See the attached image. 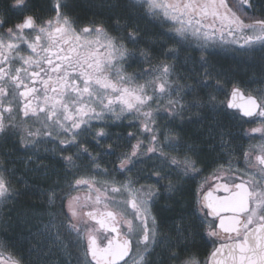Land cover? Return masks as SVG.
I'll use <instances>...</instances> for the list:
<instances>
[{"label": "snow or ice", "instance_id": "obj_1", "mask_svg": "<svg viewBox=\"0 0 264 264\" xmlns=\"http://www.w3.org/2000/svg\"><path fill=\"white\" fill-rule=\"evenodd\" d=\"M11 7L34 11L36 5L29 4L27 0H13ZM68 7L62 0H55L53 18L43 20L26 15L22 22L12 27L7 26L4 15L0 13V139L18 135L20 147L35 155L39 144L45 142L38 139L41 135L52 136L53 131L57 136L63 133L59 139L63 146L61 152L75 149L77 159L87 154L91 165L99 170L97 175L107 176V169H100L97 156L77 140L91 135L97 145L102 139L107 142V123H91L94 120H120L125 113H128V120H139V124L131 126L139 128L140 133L137 136L132 132L127 134L128 138L136 139V143L131 145L130 151L117 157L113 175L110 181H105L104 192L114 195L104 198V211H85L86 203L71 194L78 191L80 185H88L90 189L93 185L91 178L74 173L67 189L52 187L40 190L41 197H46L49 205L45 214L50 217L40 234H46L50 243L67 255L70 253L67 252L65 237L74 242L75 248H82L85 258L91 256L90 261L77 256L76 264H156L152 259L156 248L166 243L158 240L157 219L151 211L160 198L156 185L167 181L165 191L171 194L178 190L184 178H195L201 173L199 165L203 162V153L180 135L185 113L206 106H210L213 113L220 111L212 91L207 93L206 104L197 97L195 103L185 105V88L190 94H195L197 89L178 83L175 62L180 57V50L176 45L190 43L191 38H196L202 69V73L197 74V84L205 90L222 92L226 77L212 71L204 55L209 42L218 40L222 44L238 45L245 54L257 49L264 51V18L247 15L248 10L264 9V3L255 4L253 0H231V3L229 0H129L124 7L146 8L150 15L164 21L165 35L173 42L172 46H164L160 52L164 59L155 65L148 51L140 49L137 53L129 50L122 38L109 35L102 24L75 27L67 13L61 10ZM242 17H247L248 22ZM114 21L118 30L127 31L129 42L138 45V29L121 26L119 17H114ZM26 29L30 31L26 33ZM25 52L27 54H23ZM137 56L142 58V64L152 65L150 69H144L143 83L126 76L122 70L123 64L137 59ZM189 59L186 57L185 63ZM133 84L135 87L128 86ZM228 95L230 100L223 110L228 119L236 116L235 113H227V109H239L244 117H264V94L259 100L251 95L245 97L240 87L233 83ZM14 106L40 127H26L27 121L14 123ZM195 114L198 116L199 112ZM158 119L170 121L163 133L168 152L183 151L182 157L165 152L164 144L160 142ZM177 128L180 131H176ZM145 133L148 134L145 137L147 146H143V140L139 139V135ZM221 143H224L223 135ZM107 147L111 149L112 145ZM104 155L114 153L106 151ZM243 158L247 168L255 171H240L229 160L228 169L230 173L235 172V177L231 183L216 185L226 195L214 197L208 192L197 202L198 207L191 216L199 221V225L192 223L188 228L177 225V241L168 248L167 259L160 264H264V147L254 161L249 152H244ZM63 160L70 169L79 167L71 155L63 156ZM149 163L152 167L143 178L151 183L139 184L141 177L133 179L131 174ZM6 171L0 168V204L15 200L19 195L6 178ZM115 174L123 175L124 180L117 181ZM173 174L177 178L175 183L172 182ZM96 191L99 193L100 189ZM95 203H101V195L96 196ZM210 216L218 218V231L215 221L208 220ZM89 221L95 223L89 224ZM121 225L125 226L124 232H121ZM205 225L207 236L216 237L219 241L218 247L214 246L203 262L194 255L182 258L176 248L188 241L193 228ZM101 230L113 234L104 236L106 242L103 243L97 236ZM216 243L213 241L214 245ZM0 264H25V261L22 256L5 259L3 251H0ZM65 264H70V261Z\"/></svg>", "mask_w": 264, "mask_h": 264}, {"label": "flooded vegetation", "instance_id": "obj_2", "mask_svg": "<svg viewBox=\"0 0 264 264\" xmlns=\"http://www.w3.org/2000/svg\"><path fill=\"white\" fill-rule=\"evenodd\" d=\"M29 4L36 5L34 11H20L16 8H12L13 0H0V13L4 15L7 21V26L12 27L15 24L22 22L24 16L33 15L41 17L43 20L51 19L55 16L54 3L55 0H27ZM62 2L67 3L69 7L67 9L62 8V12H66L69 18L73 21L75 27H84L90 24H102L109 35L113 37L122 38L124 45L131 51H136L139 53L140 49H144L149 52L152 64H159L163 59L160 52L162 48L149 46L147 44V35L144 33L143 27L146 26L139 23L137 20L120 19L121 26H133L136 29L139 28L138 45L134 46L127 39V31H120L117 29V25L114 21V17L118 16V10L113 11V14L109 12H102L99 10L90 9L82 5L81 0H62ZM105 10V9H104ZM115 10V9H114ZM116 13V14H115ZM30 30H25L29 32ZM22 48L26 46L21 45ZM103 51V49H101ZM27 54V52L23 53ZM141 59L137 56V59L130 60L122 65V70L125 72L126 76L133 77L137 82L143 83L141 78L143 71L146 68H151L152 65L142 64ZM172 62V61H171ZM129 87H135V85H128ZM245 96L251 95L248 89H241ZM229 98V97H228ZM257 98V97H256ZM259 100V98H257ZM228 101V99H227ZM227 103V102H226ZM22 107V101L20 102ZM113 107H119V105H113ZM227 111V110H226ZM13 112L15 113L14 123L20 121H27L26 127L36 129L40 127L34 119L29 117H24L23 111L14 106ZM235 113L236 120V132H235V145L230 146L226 142V137L223 136L224 143L220 140L215 143L213 149L212 140L210 137H205L202 142H196L195 137L189 135L190 126H195L194 114L189 113L185 117L188 119L186 122L183 121V131L180 129H175L180 131L181 137L197 146L198 151L203 153L202 160L200 163L201 173L197 174L195 178L186 177L183 182L179 184L178 190L169 194L165 191L164 185L167 181L156 185L159 190L160 198L152 206V214L157 219L159 236L158 240L165 241L166 243L159 244L156 248V254L153 255L152 259L156 264H160V261L166 260L168 256V248L174 246L177 241V233L175 231L177 225L183 228H188L190 224L195 223L199 225L198 220H193L191 213L195 212L198 207V201L202 200L208 192H211L214 197H223L226 193L223 189H218L216 185L223 184L225 182L231 183L232 178L235 177V172H231L228 169V161L231 160L232 164L235 165L240 171L248 170L249 172L255 171V169H248L243 158L244 152H249L250 158L254 161L255 157L260 154L261 147H264V117L254 116L252 118H244L239 114V112H229ZM111 114H106L109 116ZM128 113L124 114L120 120H108L105 121H92L93 124L107 123L105 132L108 133L106 138V143L102 139L101 144L97 145L96 141L91 135H85L77 140V143H83L84 147H87L92 155L97 156L100 160V169H107L108 175H97L98 169H95L87 158V154L81 156L77 159L76 150L61 152L62 145L59 143V139L63 137V133L57 136L56 131H53L52 136L41 135L38 139L40 141H45L40 143L38 146L37 154L33 155L28 153L26 149L20 147L19 136H10L7 139H0V168L6 169V178L11 182L13 188L19 195L15 200H12L6 204H0V222H4V215L7 214L8 209L12 211L17 220H21L22 223H27L31 228V231L26 232V238L28 239V255L32 254L33 258L39 264H65L66 261H70V264H76V257L80 256L81 259L91 260V256L88 255L86 258L82 255V248L77 249L73 246L74 242L70 241L65 237V243L67 244V255L63 250L53 246L46 234H40L43 224L47 223L50 217L45 214L49 209V205L46 203V197H41L40 190L57 187L67 189L68 184L73 179V174L77 176H84L86 178H91L93 180V185L91 189L88 185L78 186V191H73L71 194L79 196L83 202L86 203L87 207L85 211L96 209L99 212L104 211V198L111 197L112 193L104 192V188L107 186L105 184L106 180L111 179L113 175V169L116 167L118 161L117 157L122 153L130 151L131 145L136 143V139H130L127 137L129 132H132L134 136L140 133V129L132 127L133 124H139V120H128ZM185 118V119H186ZM157 126L160 130V142L164 144L165 152L169 155H175L182 157L183 151L168 152L167 145L163 140V133L170 121H165L162 119L157 120ZM83 127V126H82ZM252 129H261V131L253 132ZM51 130V129H48ZM193 130V129H192ZM44 131V129H41ZM195 131V130H193ZM200 132V129H198ZM148 134L139 135V139L143 140V146H147L148 139L145 137ZM111 144V149H108L107 145ZM214 144V145H215ZM142 146V147H143ZM218 147V149L216 148ZM218 150V151H217ZM106 151H112L114 155L106 156L104 153ZM213 152V153H212ZM73 156L79 167L77 169H70L66 167L63 156ZM153 155V154H149ZM31 156V159L29 157ZM146 159V158H145ZM223 165V168H220ZM131 166V165H130ZM152 164H145L142 168H138L131 175L133 179L137 176L141 177L139 184L151 183V181H146L143 177L146 176L148 171H150ZM47 170V171H45ZM167 171V169H165ZM219 170V171H218ZM222 173V175H221ZM217 176H220L217 179ZM115 179L117 181L124 180L123 175L115 174ZM175 174L172 175V182H176ZM139 184L137 187H139ZM39 186V189L37 188ZM96 189H100L98 193ZM97 195H101V203L96 204L95 199ZM90 197L91 199H85ZM122 199V197H119ZM58 207V205H57ZM22 209V212L20 211ZM55 210L54 208L52 209ZM207 211V210H205ZM22 213V214H21ZM226 215V214H224ZM131 219V217H128ZM208 220L215 221L216 230L218 231L219 220L215 217H208ZM94 221H89V224H94ZM98 227V226H97ZM121 232L125 231V226L121 225ZM208 228L207 226H200L192 229V235L186 243H182L176 248V251L182 258H187L188 256L194 255L199 261L203 262L208 259L213 247L219 244L216 237L207 236ZM113 235L111 233H106L101 231L97 232L98 239L103 243L104 236ZM185 236L188 233L185 232ZM37 241H40L39 243ZM213 241H217L214 245ZM187 248V251L184 249ZM11 249V254L14 258H19L21 252L17 249ZM0 251H2L0 249ZM20 252V253H19ZM158 254V255H157ZM34 255H40L37 259ZM24 261H29L23 258ZM33 261V260H32ZM29 264V263H25ZM31 264V263H30ZM94 264V262H92ZM123 264V262H121Z\"/></svg>", "mask_w": 264, "mask_h": 264}, {"label": "rangeland", "instance_id": "obj_3", "mask_svg": "<svg viewBox=\"0 0 264 264\" xmlns=\"http://www.w3.org/2000/svg\"><path fill=\"white\" fill-rule=\"evenodd\" d=\"M82 1V5H84L85 7H88L90 9L94 10H101L102 12H109V14H113V11L118 10V16L120 19H126L129 20V18H131L132 20H140L138 21L139 23H142L143 25L145 24L146 26L143 27L142 32L144 31V33H146L147 35V44H149V46H154V47H161L162 49L164 48V46L167 44L168 46H172L173 42L171 40L167 39V36L165 35V33H167V29L163 26L164 25V21H162L160 18L157 17H153L152 15H150L147 11V9L145 8L144 10H140L139 8L137 9H129L124 7L125 5L128 4L129 0H81ZM254 1V0H253ZM255 4H262L264 3L263 1L260 0V2H254ZM105 9V10H104ZM115 9V10H114ZM262 8L258 9L261 10ZM116 14V13H115ZM168 23H171V21H168ZM139 31V28H138ZM198 42L196 40V38H191L190 43L184 44V45H176L177 48H179L180 50V57L179 59L175 62L177 65L176 68V75L179 77V81L178 83L181 85H185V86H192L195 87L197 86V81L199 79V73H202V69L200 66V56H201V52H200V48L197 46ZM235 47V49L233 50V48L231 47ZM227 54V56H232V57H238L239 60V67L240 65L243 66L242 69H246L245 65H249L251 63L250 59H241V58H245V57H249L251 55H261V57L264 59V51H260L259 49L250 52V53H243L242 50L239 49L238 45H229V44H222L220 42H215L213 43L212 41L209 42V47L207 48L206 52L204 53L206 59L209 62V66L210 69L214 72H218L223 74L226 77L227 83H224V87H223V91L222 92H218L220 95H222L224 97L223 100L221 101H215V103L217 104L218 109H220V111L213 113L210 109V106H206L204 108H202L201 111L206 112L207 114H211L214 117H217L219 114H221L223 112V110L225 109L226 106V102L227 99L229 97L228 93L231 91V87L232 84L235 83L237 84L240 89H248L249 92L251 94H254L257 98H260V96L262 94H264V76L258 79H253L251 78L254 74L253 72L250 73L249 71H247V69L243 72L242 70H235L232 72H235L236 74L243 76L242 78L236 77L237 75L235 74H230V73H226V72H221L222 70H220L219 68L217 69L213 63H211V55H225ZM235 53V54H234ZM234 54V55H233ZM190 58L188 60L187 63H185V58ZM226 58V56H224ZM164 59V57H162ZM169 63H172L171 61H168ZM236 62H234L235 64ZM252 64V63H251ZM250 64V65H251ZM252 71V70H251ZM264 71V69H263ZM229 72V71H227ZM245 75V76H244ZM249 77L251 78V80H249ZM248 78V79H247ZM225 80V81H226ZM224 81V82H225ZM209 83H212V81H209ZM228 89H227V88ZM189 91L188 88H185V92H184V103L185 105H191L188 104L187 101L189 99ZM208 97H205V100L207 102ZM199 112L198 109H193L191 112L194 114V118L192 117L191 120L193 119V121H195V123L198 121V117L195 113ZM189 113H185V116L188 115ZM187 118L184 120V122L187 123ZM215 146L218 145H212L211 147L214 149ZM218 149V147H216ZM218 151V150H217ZM213 153V152H212ZM9 212H7V214L4 215L5 220H3L4 222H0V249L3 251L4 254V258L7 259L9 256L13 257V255L11 254V244L9 241H11V239H13L12 242L15 241V232L13 233L14 226L12 227L11 224L12 222L15 223V221L17 220V218H15L13 215H11L12 213H10L12 210L8 209ZM12 216V217H11ZM11 217V218H10ZM19 223H21L19 221ZM19 223L16 225V227H19L21 229H26L27 223L24 224H20ZM28 232L31 231V228H29L27 230ZM13 236V237H12ZM18 239V237L16 238ZM19 240V239H18ZM20 242L23 241V238H20L19 240ZM38 243L40 241H37ZM14 251V249H13ZM27 251V250H26ZM21 252V254L19 255V257H23L25 258V260H27L28 253L27 252ZM19 252V253H20ZM31 258H32V254ZM37 258L40 257V255H35ZM26 263V262H25Z\"/></svg>", "mask_w": 264, "mask_h": 264}, {"label": "trees", "instance_id": "obj_4", "mask_svg": "<svg viewBox=\"0 0 264 264\" xmlns=\"http://www.w3.org/2000/svg\"><path fill=\"white\" fill-rule=\"evenodd\" d=\"M261 1L264 2V0H261ZM253 2H260V0H254ZM229 3H231V0H229ZM258 9H260V8H256L254 10H248L247 15L252 16L253 14H255L257 17L264 18V9H261V10H258ZM242 18H245V21L248 22L247 17H242ZM231 47L233 48V50L235 49V47H233V46H231ZM224 56H226V58ZM241 59H244V60L250 59L251 60V63H252V64L250 63L251 65L250 64L245 65L246 66L245 68L247 69V71L250 70L249 72L250 73L253 72V74H254L251 78L259 80V78H261V76L262 77L264 76V71H263L264 59L261 57V55H258V54L251 55L249 57L247 56V57H245V58L243 57ZM210 60H211V63H213V65L217 69L219 68L220 70H222L221 72H226V73H230V74L233 73V74L237 75L236 77H239V78H242L243 76H240V75H238L232 71L242 70L244 72L246 70V69H242L243 68L242 65H240V67H239V61H237V60H239L238 57L236 58V57H232V56H227V54H225V55L218 54V55H211ZM234 62H236V63L234 64ZM227 71H229V72H227ZM251 78L249 77V80H251ZM224 83H227V80ZM195 88L197 89V92L195 94H189V99L187 101L188 104L195 103L197 97L199 98V100L202 103L206 104L205 97H208V95H207L208 91L213 92V94L216 97V101H221L224 99V97L222 95H220L218 92H215L213 89L205 90L201 86H198V84H197V86H195ZM198 110H199V115H198L199 117L197 118L198 119V121L196 122L197 124H195V126H192V127L190 126V133L188 131L187 137L189 135L194 136L196 142H202L204 140V136L210 137V139L212 140V145H214L215 143H217L218 140H220L221 135H223L224 137H226L225 140H226L228 145L229 144H230V146H231V144H232V146L235 145V132H236V127L234 125V124H236L235 118L228 119L227 115L225 114L224 111L221 114H219L217 117H214L211 114H207L206 112L201 111L202 108H200ZM227 113H229V112L227 111ZM192 129L195 131H193ZM198 129H200V132H198ZM20 211L22 212V209ZM11 215H13V214H11ZM19 221L21 222V220H16L15 223L12 222L11 226L12 227L14 226V229L11 231H13V233L15 232V237L16 238L18 237L19 240H20V238H23V241L20 242L18 239L15 238L14 242H12L13 239H11V241H9V242L11 244V248L17 249L21 252H25L26 250L28 251V246H27L28 239L26 238V234H27L26 232H28L27 231L28 228L21 229L19 227H16V225L19 223ZM20 224H22V222L19 223V225ZM26 257H28L30 259L31 255H28ZM26 262L29 264L30 263L31 264L41 263V262H37V260L35 258H33V256L29 261H26Z\"/></svg>", "mask_w": 264, "mask_h": 264}, {"label": "water", "instance_id": "obj_5", "mask_svg": "<svg viewBox=\"0 0 264 264\" xmlns=\"http://www.w3.org/2000/svg\"><path fill=\"white\" fill-rule=\"evenodd\" d=\"M243 92V91H242ZM230 93V92H229ZM245 95V94H244ZM245 97H247V96H245ZM230 100V95H229V99H228V101ZM227 101V102H228ZM228 111H230V112H239V114H241V116L242 117H244L243 115H242V113L240 112V110L239 109H227ZM244 118H252V117H244Z\"/></svg>", "mask_w": 264, "mask_h": 264}]
</instances>
